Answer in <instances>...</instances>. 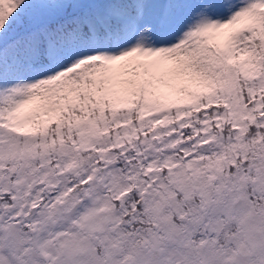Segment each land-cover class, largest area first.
<instances>
[{
  "label": "snow or ice",
  "instance_id": "6c2138e0",
  "mask_svg": "<svg viewBox=\"0 0 264 264\" xmlns=\"http://www.w3.org/2000/svg\"><path fill=\"white\" fill-rule=\"evenodd\" d=\"M0 264H264V0H0Z\"/></svg>",
  "mask_w": 264,
  "mask_h": 264
}]
</instances>
